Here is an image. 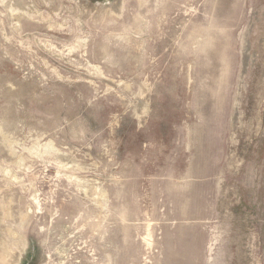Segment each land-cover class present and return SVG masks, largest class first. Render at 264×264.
I'll return each mask as SVG.
<instances>
[{
  "label": "rangeland",
  "instance_id": "obj_1",
  "mask_svg": "<svg viewBox=\"0 0 264 264\" xmlns=\"http://www.w3.org/2000/svg\"><path fill=\"white\" fill-rule=\"evenodd\" d=\"M0 264H264V0H0Z\"/></svg>",
  "mask_w": 264,
  "mask_h": 264
},
{
  "label": "bare ground",
  "instance_id": "obj_2",
  "mask_svg": "<svg viewBox=\"0 0 264 264\" xmlns=\"http://www.w3.org/2000/svg\"><path fill=\"white\" fill-rule=\"evenodd\" d=\"M1 253V252H0Z\"/></svg>",
  "mask_w": 264,
  "mask_h": 264
}]
</instances>
